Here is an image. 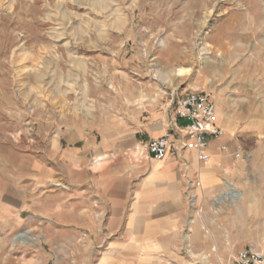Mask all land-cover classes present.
<instances>
[{
    "label": "rangeland",
    "instance_id": "rangeland-1",
    "mask_svg": "<svg viewBox=\"0 0 264 264\" xmlns=\"http://www.w3.org/2000/svg\"><path fill=\"white\" fill-rule=\"evenodd\" d=\"M190 91L227 98L258 132L264 0H0V264H92L102 255L55 246L56 219L83 208L73 199L86 193L75 194L69 179L37 185L36 171L26 178L22 153L36 157L70 126L95 137L133 132L140 116L164 112L170 95ZM257 134L247 144L259 156L243 159L259 176L238 179L246 190L236 188L230 202L225 185L221 201L192 207L165 264H236L242 250L264 252V137Z\"/></svg>",
    "mask_w": 264,
    "mask_h": 264
},
{
    "label": "crops",
    "instance_id": "crops-1",
    "mask_svg": "<svg viewBox=\"0 0 264 264\" xmlns=\"http://www.w3.org/2000/svg\"><path fill=\"white\" fill-rule=\"evenodd\" d=\"M215 103L224 135L209 138L207 162L199 161L195 149H182L185 139L178 129L184 121L176 119L171 100L166 111L153 109L140 116L133 132L121 128L95 137L84 127L70 126L58 130L59 139L49 144L44 141L36 157L22 153L26 178L30 179V170L36 171L32 175L37 185L69 179L75 194L86 193L73 199L74 205L83 208L77 205L60 221L56 219L60 226L54 229L55 246L61 251H100L101 258L92 264H165L163 258L181 246L192 207L209 201L208 197L221 201L225 185L246 190V185L236 181L261 172L246 166L243 158L255 161L259 156L260 148L250 149L247 143L259 131L264 137V117L254 132L230 100L216 97ZM169 132L180 142L163 160L150 158L145 146ZM239 144L242 159L235 158ZM224 146L227 151H222ZM12 165L9 159V167ZM191 181H199L201 186L191 189ZM30 189L28 186L25 203L32 198Z\"/></svg>",
    "mask_w": 264,
    "mask_h": 264
},
{
    "label": "built area",
    "instance_id": "built-area-1",
    "mask_svg": "<svg viewBox=\"0 0 264 264\" xmlns=\"http://www.w3.org/2000/svg\"><path fill=\"white\" fill-rule=\"evenodd\" d=\"M171 101L175 104L176 119L187 123L185 127L179 128V136L184 137L181 143L182 149H195L197 157L201 162L209 161L207 153L209 138H219L224 131L218 126V110L215 99L211 93L205 91H190L183 95L172 94ZM180 138L175 139L172 132L165 136L150 141L146 146V153L150 158L163 160L171 148L176 147ZM182 140V139H181ZM236 159H242V147L237 146ZM227 151V147H222ZM190 188L200 187L199 181L190 183ZM236 264H264V252L255 251L252 248L240 251L236 258Z\"/></svg>",
    "mask_w": 264,
    "mask_h": 264
},
{
    "label": "bare ground",
    "instance_id": "bare-ground-1",
    "mask_svg": "<svg viewBox=\"0 0 264 264\" xmlns=\"http://www.w3.org/2000/svg\"><path fill=\"white\" fill-rule=\"evenodd\" d=\"M179 73L181 74V73H183V71L180 70ZM228 188H229V191L225 192L226 196H225V200L224 201H226V202H230V201L236 199L239 196V192L236 189H234L233 187H231L229 185H228ZM24 237H28V236L27 235H23L21 238L23 239Z\"/></svg>",
    "mask_w": 264,
    "mask_h": 264
}]
</instances>
